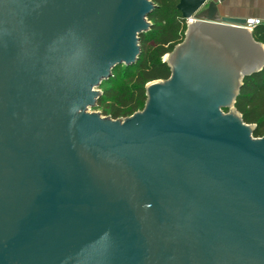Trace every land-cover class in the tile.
I'll list each match as a JSON object with an SVG mask.
<instances>
[{"label":"water","instance_id":"1","mask_svg":"<svg viewBox=\"0 0 264 264\" xmlns=\"http://www.w3.org/2000/svg\"><path fill=\"white\" fill-rule=\"evenodd\" d=\"M141 110L91 111L136 63L152 0H0V264H264V135L234 108L264 67L247 19L178 0Z\"/></svg>","mask_w":264,"mask_h":264},{"label":"trees","instance_id":"2","mask_svg":"<svg viewBox=\"0 0 264 264\" xmlns=\"http://www.w3.org/2000/svg\"><path fill=\"white\" fill-rule=\"evenodd\" d=\"M155 10L148 16L152 25L140 36L141 53L135 64L124 66L119 78L112 76L102 82L97 106L105 103L103 113L111 118H123L141 110L146 100L145 84L166 79L170 68L162 60L167 52L184 37L185 23L175 5L178 0H152ZM253 38L264 45V24L253 28ZM155 37V38H154ZM152 41V44L148 45ZM101 88V87H100ZM242 120L255 125L254 137L264 135V67L246 76L234 103Z\"/></svg>","mask_w":264,"mask_h":264},{"label":"crops","instance_id":"3","mask_svg":"<svg viewBox=\"0 0 264 264\" xmlns=\"http://www.w3.org/2000/svg\"><path fill=\"white\" fill-rule=\"evenodd\" d=\"M219 8L229 16L247 20L257 19L264 24V0H217Z\"/></svg>","mask_w":264,"mask_h":264},{"label":"rangeland","instance_id":"4","mask_svg":"<svg viewBox=\"0 0 264 264\" xmlns=\"http://www.w3.org/2000/svg\"><path fill=\"white\" fill-rule=\"evenodd\" d=\"M154 38H155V37H154ZM150 44H152V41L149 42L148 45H150ZM175 45H176V44H175ZM162 58H163V56H162ZM123 69H125V68H124V65H121V66L118 67L117 70H114V71H113V75H114V77H115V78H119V77L121 76L122 72H123ZM102 89H103V86H101L100 90H102ZM104 105H105V103L100 104L99 107L97 106V107H95V108H92L91 111L98 112V113H100L101 115L106 116V115L102 112V111H103V107H104ZM137 111H138V110H137Z\"/></svg>","mask_w":264,"mask_h":264},{"label":"built area","instance_id":"5","mask_svg":"<svg viewBox=\"0 0 264 264\" xmlns=\"http://www.w3.org/2000/svg\"><path fill=\"white\" fill-rule=\"evenodd\" d=\"M258 24H259V21L257 19H249L247 20L246 27L248 29H253Z\"/></svg>","mask_w":264,"mask_h":264},{"label":"flooded vegetation","instance_id":"6","mask_svg":"<svg viewBox=\"0 0 264 264\" xmlns=\"http://www.w3.org/2000/svg\"><path fill=\"white\" fill-rule=\"evenodd\" d=\"M181 41H182V40H181ZM181 41H180V42H181Z\"/></svg>","mask_w":264,"mask_h":264}]
</instances>
